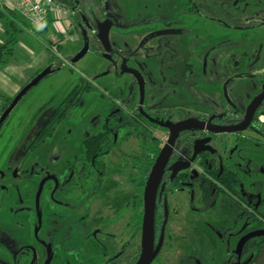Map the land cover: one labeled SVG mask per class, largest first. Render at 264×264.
I'll use <instances>...</instances> for the list:
<instances>
[{
	"label": "flooded vegetation",
	"instance_id": "obj_1",
	"mask_svg": "<svg viewBox=\"0 0 264 264\" xmlns=\"http://www.w3.org/2000/svg\"><path fill=\"white\" fill-rule=\"evenodd\" d=\"M111 1L116 11L98 0L102 10L91 23L76 2L68 5L75 6L77 54L87 48L78 61L91 54L103 66L94 64L91 77L39 116L18 162L0 168V264H138L149 253V264H251L264 235L243 239L264 232L253 220L264 215V198L245 189L247 170L226 164L217 145L246 131L254 143L264 140V101L245 129L229 131L264 92V51L250 46L264 35V0ZM230 82L253 88L243 104L203 106L202 91L212 88H223L232 105ZM111 85L129 89L127 101ZM95 92L103 103L93 97L86 106L98 109L83 111L84 97ZM40 147L43 159L34 160ZM152 179L148 242L144 199ZM225 195L238 214L205 222L212 239H203L200 224Z\"/></svg>",
	"mask_w": 264,
	"mask_h": 264
},
{
	"label": "rangeland",
	"instance_id": "obj_2",
	"mask_svg": "<svg viewBox=\"0 0 264 264\" xmlns=\"http://www.w3.org/2000/svg\"><path fill=\"white\" fill-rule=\"evenodd\" d=\"M61 4L68 6L69 4H76L79 7V13L84 15L85 19L91 23L94 21L95 16H99L101 12V6L98 0H58ZM106 4V11H116V5L111 0H104ZM71 11V10H70ZM73 12L71 11L70 21H66L60 18L59 24L45 23L43 31L37 33L40 35L43 41L52 40L56 46L57 54L51 52V56L48 58V63L54 59L53 74L41 79L36 86L30 89L19 101L16 108L11 112L5 123L0 129V168L4 169L6 166L15 165L19 158H16V154L20 147L24 143L25 137L28 136L34 126L36 125V119L42 116L44 113L50 112L55 108L56 104L59 103L64 95H66L74 84L79 80L92 76V70L94 64L103 66V61L97 59L95 56L88 54L82 60L75 63L73 66L66 65L69 58L76 55L81 46L79 41L73 42L71 37H74L73 33L76 32V27L73 18ZM95 15V16H94ZM69 27L67 28L68 23ZM254 25V24H253ZM68 31L65 36H62L61 32ZM112 30L111 32H113ZM250 46L253 49H259V53L264 51V35L257 38L251 37ZM57 42V43H56ZM32 43V42H31ZM47 65V63H46ZM45 64L43 66H46ZM51 67V65L49 66ZM52 69V68H51ZM107 80V78H106ZM228 87V96L232 101V105L229 106L225 96L223 88H212L202 91V95L206 99L205 105L207 109L211 106H216L219 110L232 107H238L246 101V97L253 91V88L246 85L230 82ZM122 89V92L120 91ZM112 93L120 99V101H127L125 96L129 89L122 88V85H111ZM96 97L97 101L103 103V97H97V94H88L84 97L83 111H96V108L89 109L86 106L89 99ZM204 97L201 98L202 102ZM212 102V103H211ZM211 103V104H209ZM99 104V105H100ZM207 104V105H206ZM93 115L90 114V116ZM263 116V115H261ZM71 126V125H70ZM68 125H64L63 128H67ZM88 132L92 131L89 127ZM252 133L246 131L243 134L237 135H226L224 142L221 145H217L218 152L223 157L226 164L237 165L242 164L247 170L242 178V182L245 189L251 193L259 192L264 198V140L260 144H256L252 141ZM44 147H40L39 151L34 155L33 159H43L41 151ZM19 157V156H18ZM244 160H248V164L245 165ZM219 211L216 215L208 217L202 221L200 228L202 230L203 239H212L211 236L206 232L207 226L205 222H209L213 225L224 221V212L231 214L232 219L238 214L236 204L234 200L225 195L220 201ZM260 212L264 213V205L260 207ZM254 228V224L249 229Z\"/></svg>",
	"mask_w": 264,
	"mask_h": 264
},
{
	"label": "crops",
	"instance_id": "obj_3",
	"mask_svg": "<svg viewBox=\"0 0 264 264\" xmlns=\"http://www.w3.org/2000/svg\"><path fill=\"white\" fill-rule=\"evenodd\" d=\"M13 21L17 29L11 32L16 39L12 54L8 57L3 52L0 56V60H5V63L0 64V107L4 98H13L40 69L48 67L46 63L48 64L53 47L52 40L43 41L37 34L43 29H31L17 14ZM48 22L52 23L51 18L47 20ZM9 31L6 19L0 18V47L8 41ZM44 64L46 66H43Z\"/></svg>",
	"mask_w": 264,
	"mask_h": 264
},
{
	"label": "water",
	"instance_id": "obj_4",
	"mask_svg": "<svg viewBox=\"0 0 264 264\" xmlns=\"http://www.w3.org/2000/svg\"><path fill=\"white\" fill-rule=\"evenodd\" d=\"M109 29V25L103 24L102 25V38H104L106 40L107 38V32ZM86 47H84V49L77 54L72 60L71 62H77L86 52ZM52 72L51 67H47L45 69H43L42 71H40L39 73H37L32 79H30L29 82H27L22 89L13 97V99L9 102L8 106L6 107V109L3 111V113L0 116V129L3 126L4 122L7 120V118L9 117V115L11 114V112L16 108V106L18 105L19 101L22 99V97L30 90L32 89L34 86H36L38 84V82L43 79L44 77L48 76L50 73ZM264 101V92L260 93L258 96H256L251 103L249 104L248 108H247V114L245 117V120L241 123V125L237 126V128H235L234 130H229V131H241L243 129L246 128L248 122L251 119V116L253 115V113L255 112V110L261 106V104ZM160 164L155 165L154 167V171L153 174L156 173V171L160 170V166H158ZM155 179H152V181L150 180L147 184L146 187V192H145V216H144V222H143V240L144 241H148L150 242L152 240V234H153V213L151 212V190H153L154 186H155ZM264 235V232H253L250 233L247 237H245L243 239V243L253 237H258V236H262ZM153 258V254H143V256L141 257L140 261L138 264H149V262H151Z\"/></svg>",
	"mask_w": 264,
	"mask_h": 264
},
{
	"label": "built area",
	"instance_id": "obj_5",
	"mask_svg": "<svg viewBox=\"0 0 264 264\" xmlns=\"http://www.w3.org/2000/svg\"><path fill=\"white\" fill-rule=\"evenodd\" d=\"M0 10L14 12L31 29L41 30L49 18L54 24L60 23V18L70 21L71 12L69 7L61 4L58 0H0ZM70 22L67 25L69 27ZM68 31L61 32L65 36ZM57 43V42H56ZM52 52L57 54L56 46L53 44ZM263 122L264 117L260 116Z\"/></svg>",
	"mask_w": 264,
	"mask_h": 264
},
{
	"label": "trees",
	"instance_id": "obj_6",
	"mask_svg": "<svg viewBox=\"0 0 264 264\" xmlns=\"http://www.w3.org/2000/svg\"><path fill=\"white\" fill-rule=\"evenodd\" d=\"M74 10H75V6H73V8H72V12ZM15 15L16 14L14 12L0 10V18L6 19V23L8 25L9 30H10L9 31L10 36H9L8 41H6V43L2 47H0V56H2L3 52H5L8 57L12 54L13 43L16 42L15 37H13V35L11 33L13 30L17 29V26H16L15 22L13 21ZM2 63H5V60H0V64H2ZM10 100H11L10 98H4V101L2 104V109L8 104V102ZM0 111H1V109H0ZM262 114H264V111H260L258 116H260ZM260 126L264 129V122L262 124H260ZM225 186L227 187V189L229 188L228 187L229 185H225ZM253 220L259 221L262 224V226L264 227V215L261 216V219L253 218ZM251 264H264V238L260 239L255 244L254 256H253Z\"/></svg>",
	"mask_w": 264,
	"mask_h": 264
}]
</instances>
